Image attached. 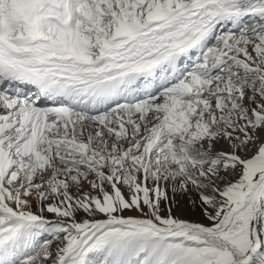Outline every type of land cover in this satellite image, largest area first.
<instances>
[{"label":"snow or ice","instance_id":"obj_1","mask_svg":"<svg viewBox=\"0 0 264 264\" xmlns=\"http://www.w3.org/2000/svg\"><path fill=\"white\" fill-rule=\"evenodd\" d=\"M0 264H264V0H0Z\"/></svg>","mask_w":264,"mask_h":264},{"label":"rangeland","instance_id":"obj_2","mask_svg":"<svg viewBox=\"0 0 264 264\" xmlns=\"http://www.w3.org/2000/svg\"><path fill=\"white\" fill-rule=\"evenodd\" d=\"M182 214L186 219L197 221L200 219V215L195 209H192L190 205H186L183 208Z\"/></svg>","mask_w":264,"mask_h":264}]
</instances>
